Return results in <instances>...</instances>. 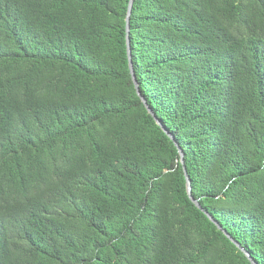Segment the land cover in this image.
Returning <instances> with one entry per match:
<instances>
[{"label":"trees","instance_id":"16d2710c","mask_svg":"<svg viewBox=\"0 0 264 264\" xmlns=\"http://www.w3.org/2000/svg\"><path fill=\"white\" fill-rule=\"evenodd\" d=\"M127 3L0 0V264H249ZM128 41L264 264V0H133Z\"/></svg>","mask_w":264,"mask_h":264},{"label":"water","instance_id":"95a60500","mask_svg":"<svg viewBox=\"0 0 264 264\" xmlns=\"http://www.w3.org/2000/svg\"><path fill=\"white\" fill-rule=\"evenodd\" d=\"M132 3H133V0H128L124 21H125L126 56H127L129 74H130V77H131V81H132L133 87L135 89V93H136L137 97L139 98L141 104L145 108L147 114L151 116V118L153 119V121L155 122V124L170 139V141L174 144L175 148L177 149L178 159L175 161V167L178 164H180V166H181L182 173H183V176H184V181H185V192H186V195H187L188 199L191 201V203L197 209H199L208 218V220L217 228V230H219L244 255V257L247 259V261L249 262V264H258L249 255V253L245 249H243L235 240H233L225 232V230H223L221 228V226L218 225L217 222L215 220H213V218L200 207V205L198 204V202L192 198V196H191V189H190V180H189V177H188V175L186 173V170H185L184 160H183V153H182L181 149L179 148L178 144L175 142L173 135L171 133H169L164 128V126L161 124V122L155 117L154 113L149 108V106L147 105L145 99L143 98V96L139 92L138 85H137V82H136V79H135V75H134V72H133V68H132V64H131V56H130L129 41H128L129 16H130L131 8H132Z\"/></svg>","mask_w":264,"mask_h":264}]
</instances>
